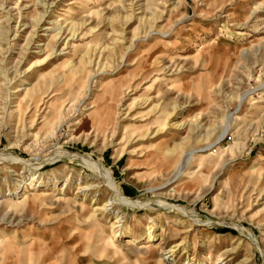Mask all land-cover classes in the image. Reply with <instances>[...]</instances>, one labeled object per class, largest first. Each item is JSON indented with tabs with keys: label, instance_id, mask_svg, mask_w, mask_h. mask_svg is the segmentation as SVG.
Returning <instances> with one entry per match:
<instances>
[{
	"label": "rangeland",
	"instance_id": "rangeland-1",
	"mask_svg": "<svg viewBox=\"0 0 264 264\" xmlns=\"http://www.w3.org/2000/svg\"><path fill=\"white\" fill-rule=\"evenodd\" d=\"M1 152L0 264H264V0H0Z\"/></svg>",
	"mask_w": 264,
	"mask_h": 264
},
{
	"label": "bare ground",
	"instance_id": "bare-ground-1",
	"mask_svg": "<svg viewBox=\"0 0 264 264\" xmlns=\"http://www.w3.org/2000/svg\"><path fill=\"white\" fill-rule=\"evenodd\" d=\"M50 28H51L50 29L51 31L54 29V27H50ZM46 48L47 47H45V49ZM49 55L50 54H48V56ZM48 56L46 58H44L43 60H39L38 63L41 64V63H44L45 61H47ZM25 104H26V102L24 101V99H21L18 102L17 106L22 107V106H25ZM75 155H76V153H75ZM60 156H63V151H61V155ZM72 156H74V155H72ZM0 162H2V163H9V164L16 163V162H22L24 165L21 168V170H23V171H21V173H23L25 171H31V175L28 176L29 178L22 177V179L20 180V185L19 186H21V190L18 191V188H16L15 190H11L8 193L9 196H13V197H17L18 196V198L19 197H22V196L28 194L31 189L35 188L36 186L39 187V186L43 185L46 182V180H39L38 177H37V172H36V171H38V166L36 165L37 163L36 164H33L30 161H24V160H22V159H20L18 157H11L7 153H4V152H1L0 153ZM87 162H88V164H91L92 166L96 167L99 171H101L103 174H105L106 178L108 179V185H109V187L111 189H113L115 191V193H116L115 194V196H116V198H115L116 202H118V203L119 202L120 203H125V204L128 203V204H131V205L139 204L137 201H132V200H129V199L125 198L124 195L120 192V189L118 188V186L115 183H113V181L111 180V177L109 176V174L106 173V172L104 173L102 171L101 167L97 163H95L94 161H92L90 159ZM11 171H13V170H11ZM18 174H20V173H18ZM56 181H57V178H54L53 179V184L54 183H57ZM112 203H114V202L112 201ZM183 211H184V209H183ZM151 220L152 221H155L152 217H151ZM123 233H124V231H123ZM126 233H127L126 236H128V237H129V234H133L131 231H128V230H127ZM153 233H154V225H151V226H149L148 233H147L148 234V238L150 240H153V236H154ZM211 257H212V254L209 253L208 254V259H210Z\"/></svg>",
	"mask_w": 264,
	"mask_h": 264
}]
</instances>
